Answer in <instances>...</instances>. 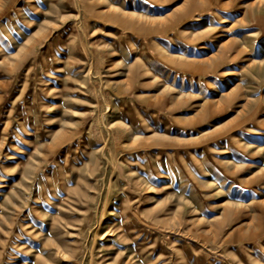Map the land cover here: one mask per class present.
Returning <instances> with one entry per match:
<instances>
[{"label":"rangeland","instance_id":"374dc122","mask_svg":"<svg viewBox=\"0 0 264 264\" xmlns=\"http://www.w3.org/2000/svg\"><path fill=\"white\" fill-rule=\"evenodd\" d=\"M0 264H264V0H0Z\"/></svg>","mask_w":264,"mask_h":264}]
</instances>
